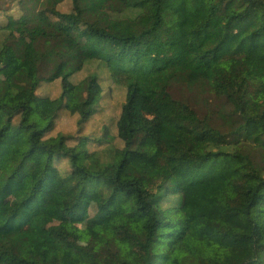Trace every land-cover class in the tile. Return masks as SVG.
<instances>
[{
	"label": "trees",
	"instance_id": "obj_1",
	"mask_svg": "<svg viewBox=\"0 0 264 264\" xmlns=\"http://www.w3.org/2000/svg\"><path fill=\"white\" fill-rule=\"evenodd\" d=\"M193 1L0 0V264H46L41 244L50 264H217L188 247L187 201L220 158L256 178L230 234L249 244L237 264H264V80L247 72L264 78V0L228 3L215 34L209 3L181 22ZM118 208L139 220L116 237Z\"/></svg>",
	"mask_w": 264,
	"mask_h": 264
},
{
	"label": "rangeland",
	"instance_id": "obj_2",
	"mask_svg": "<svg viewBox=\"0 0 264 264\" xmlns=\"http://www.w3.org/2000/svg\"><path fill=\"white\" fill-rule=\"evenodd\" d=\"M205 3L219 8V12L209 26V32L213 34L218 33L221 28V20L228 3L233 4L239 11H243L248 5L247 0H195L179 12L181 22L185 21L189 11H193L196 17ZM253 13L256 17L258 9H255ZM195 17H189L187 20ZM24 35L29 36L30 34L24 33ZM247 72L249 75L264 80L262 73L258 75L253 71L248 70ZM12 139V137L7 138L0 150L1 154L12 148ZM145 167L144 163H135L125 173L124 178L131 179L142 175ZM255 180L256 178L249 169L229 159L220 158L205 165L204 170L196 175L193 185L188 189L190 234L187 244L189 248L206 255L208 259L215 260L217 264H237L250 259L249 244L235 242L230 233L232 227L240 225L235 210L241 206L244 192ZM41 198L42 202H50L45 196ZM138 220L137 215L118 208L114 213L115 228L111 230V235L119 237L122 235L121 230L133 226ZM33 256L35 260L42 263L53 262L49 247L44 244L33 249ZM64 263L72 264L68 257L65 258ZM107 264L118 263L109 258Z\"/></svg>",
	"mask_w": 264,
	"mask_h": 264
}]
</instances>
